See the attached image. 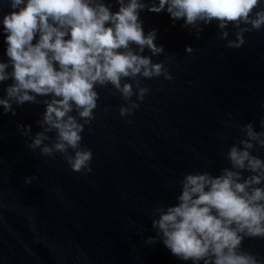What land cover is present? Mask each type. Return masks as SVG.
<instances>
[{"label": "water", "instance_id": "water-1", "mask_svg": "<svg viewBox=\"0 0 264 264\" xmlns=\"http://www.w3.org/2000/svg\"><path fill=\"white\" fill-rule=\"evenodd\" d=\"M102 2L113 12L120 6L117 0ZM9 10L8 0H0V20ZM256 12H264V0L251 18ZM139 19L145 34L156 30L155 44L163 51H133L163 71L123 79L122 85H132L129 99L111 84L97 85V108L87 122L70 113L83 125L79 149L93 153L90 173L71 170V148L42 154V147L56 143L55 130L45 133L40 148L31 147L44 131L50 97L22 106L13 102L15 115L0 107V264H192L164 246L153 227L157 209L178 203L186 175L237 171L228 153L234 146L243 149L242 141L264 160V147L246 132L251 124L264 133V27L229 23L221 29L215 20L186 26L166 11L147 8ZM238 33L243 46L230 47ZM6 47L0 35V62H8ZM12 83H0V99ZM141 89H147L143 99ZM121 108L129 114L121 116ZM240 175L243 182L254 173ZM238 251L264 264V238L245 236Z\"/></svg>", "mask_w": 264, "mask_h": 264}, {"label": "clouds", "instance_id": "clouds-1", "mask_svg": "<svg viewBox=\"0 0 264 264\" xmlns=\"http://www.w3.org/2000/svg\"><path fill=\"white\" fill-rule=\"evenodd\" d=\"M117 2L119 9L113 12L102 0H8L10 10L0 20L8 58V62H0V83L13 81L5 89L0 107L5 114L15 115L13 102L22 106L36 102L38 96L50 97L40 124L44 131L35 135L31 147L40 148L48 139L45 133L55 130L56 143L42 147V154L73 149L75 155L68 158V164L76 173L92 171L93 153L79 149L83 125L70 113L75 110L87 122L97 108V85L111 84L129 99L132 85H122L123 79L138 75L152 78L163 71V65L133 51V46L139 53L145 48L153 55L163 51L155 44L156 30L145 34L141 11H166L170 19L183 20L186 26L215 20L221 29L229 23L250 24L255 30L264 27V12L251 18L260 0H156L152 5L143 0ZM244 42L238 33L237 41L229 46L240 48ZM146 92L141 89L139 99ZM120 114L128 115L129 110L121 108ZM26 130V134L31 132V126ZM246 132L249 140L264 147L260 138L264 133H255L251 124ZM242 144L243 149L234 146L228 153L237 171L225 169L218 177L186 175L178 203L157 209L153 227L166 249L181 261L259 264L254 256L238 249L245 236L264 238V188L257 187L264 183V160L251 155L253 144L248 140ZM243 170L254 175L241 182Z\"/></svg>", "mask_w": 264, "mask_h": 264}]
</instances>
